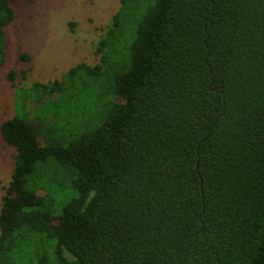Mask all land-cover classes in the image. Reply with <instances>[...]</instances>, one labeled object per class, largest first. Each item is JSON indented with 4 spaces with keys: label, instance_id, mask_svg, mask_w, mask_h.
<instances>
[{
    "label": "trees",
    "instance_id": "1",
    "mask_svg": "<svg viewBox=\"0 0 264 264\" xmlns=\"http://www.w3.org/2000/svg\"><path fill=\"white\" fill-rule=\"evenodd\" d=\"M96 52L0 122V264H264V0H119Z\"/></svg>",
    "mask_w": 264,
    "mask_h": 264
},
{
    "label": "rangeland",
    "instance_id": "2",
    "mask_svg": "<svg viewBox=\"0 0 264 264\" xmlns=\"http://www.w3.org/2000/svg\"><path fill=\"white\" fill-rule=\"evenodd\" d=\"M10 5L15 16L4 26L0 122L16 112L17 88L60 79L78 62L98 63L97 43L119 0H11ZM9 69L16 72L12 84L5 77ZM13 163L14 148L0 136V202Z\"/></svg>",
    "mask_w": 264,
    "mask_h": 264
}]
</instances>
